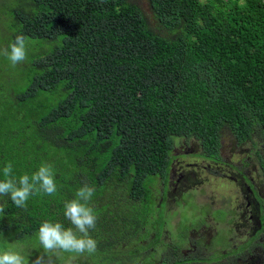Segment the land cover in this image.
<instances>
[{
  "label": "trees",
  "instance_id": "trees-1",
  "mask_svg": "<svg viewBox=\"0 0 264 264\" xmlns=\"http://www.w3.org/2000/svg\"><path fill=\"white\" fill-rule=\"evenodd\" d=\"M148 2L150 16L133 0H0V49L16 35L27 40L24 62L0 55V128L13 132L0 150V179L8 162L16 177L46 162L57 184L25 208L0 198V236L11 245L33 249L46 219L70 227L64 204L88 184L97 216L90 235L103 264L147 256L186 264L187 246L166 247L167 198L148 201L144 185L146 177L168 184L177 138L196 139L214 161L225 135L250 142L255 157L241 164L255 161L264 183V1ZM251 189L260 227L224 264H264V190ZM159 244L161 257L151 252ZM254 249L263 251L257 259ZM69 259L93 264L88 254H67L62 264Z\"/></svg>",
  "mask_w": 264,
  "mask_h": 264
},
{
  "label": "rangeland",
  "instance_id": "rangeland-1",
  "mask_svg": "<svg viewBox=\"0 0 264 264\" xmlns=\"http://www.w3.org/2000/svg\"><path fill=\"white\" fill-rule=\"evenodd\" d=\"M133 1L143 7L150 16L148 0ZM9 128V126L2 129L0 128V150L7 149L11 143V141L7 139L9 136H12L13 133L10 132ZM176 142V148L172 152V159L174 158V161L170 168L167 180L168 184L166 185L165 183L164 186L162 184L164 181L161 180V178L157 179L152 177L147 179L149 177H146L144 180V185L147 188L146 193L148 195V201L153 195H155V198L158 201L161 199V196L167 198L166 205L169 212V209L175 206L174 198L179 197L177 203L180 204V207H177L176 209L182 214V220L178 223V216L173 218V226L170 225L167 228L171 232V237L174 243L177 245L187 243L185 231L188 228L193 227L198 221L205 223L208 221L211 225L209 229L213 228L214 231L217 228L221 229L224 226L226 229L228 227L235 228L231 234L234 245L242 244L247 241V239L254 234V228L260 227L258 220L259 213L256 210L254 201L256 196L250 190V187L253 184L255 187L264 190L263 175L259 165L255 161H249V165L244 166L243 168V164H241L242 159L247 155L250 157L249 160L255 157L250 151L252 147L251 143L249 142L238 146L237 144H234V140L230 135H225L223 138L221 160L216 162L202 156L201 146L196 139L177 138ZM238 169H242L243 173L247 175L251 181L247 178H245V180L241 179L244 175L240 174ZM181 173H184L185 176H183L178 183L177 191H173L176 186L175 181L180 175H182ZM195 200L198 203L206 204H204L203 207L197 206L193 203ZM209 206L214 209L213 215L216 214V211L224 214L223 211L225 210L217 207L234 210L237 226L236 223L231 224L229 222L214 223L210 218L211 216L204 217L205 213L210 212V210L206 209V207ZM198 207L201 209L199 210ZM253 215L254 218L251 219ZM171 217L172 214L169 218ZM205 219L207 221H205ZM208 232H212V230ZM218 232L222 231L219 230ZM165 238H167L166 235ZM224 238H230V232L224 233ZM11 241L12 240L9 236H0V248L10 245ZM32 241L34 242L33 249L25 247L24 244L18 245L28 252L30 262L40 254L39 241ZM254 252L257 253L255 257V259H257L259 258V254L263 251H261V249H254ZM97 253L98 250L96 249L94 254L89 255L93 264H103ZM125 253L131 254V251H126ZM247 253L248 252L243 251L241 255ZM76 258H79V256H76ZM66 259L67 254H62L54 259L53 264H62ZM150 260H152L151 256H147L145 259H142V262L143 264H152Z\"/></svg>",
  "mask_w": 264,
  "mask_h": 264
},
{
  "label": "clouds",
  "instance_id": "clouds-1",
  "mask_svg": "<svg viewBox=\"0 0 264 264\" xmlns=\"http://www.w3.org/2000/svg\"><path fill=\"white\" fill-rule=\"evenodd\" d=\"M0 55L7 57L13 66L24 62L27 58L26 38L22 34L16 35L7 48L0 49ZM2 173L0 198H10L17 208H25L33 195H53L57 192L55 171L49 163H41L31 175L25 173L16 177L12 162H8ZM94 193L95 188L85 184L75 192L73 199L65 202L63 214L70 227L49 219L40 224L37 233L40 254L34 260L30 262L29 254L23 247L10 244L0 248V264H53L54 259L62 254L70 257L94 254L97 241L90 235L97 221L95 211L90 206ZM3 212L4 207L0 205V214ZM68 264H71V259Z\"/></svg>",
  "mask_w": 264,
  "mask_h": 264
},
{
  "label": "flooded vegetation",
  "instance_id": "flooded-vegetation-1",
  "mask_svg": "<svg viewBox=\"0 0 264 264\" xmlns=\"http://www.w3.org/2000/svg\"><path fill=\"white\" fill-rule=\"evenodd\" d=\"M242 167L244 168V166ZM238 171L240 174L243 173L242 169H238ZM181 174L182 175H180L179 178L175 181L176 186L174 187L173 191H177L178 183L181 181L182 177L185 176L184 173H181ZM250 190L252 192L254 191L253 189H251V187H250ZM172 195H173V192H172ZM178 198H174L175 206L169 209L170 210L169 213L172 214V217L170 219L171 223H172V219L177 216L179 218L178 223L180 222V220H182V214L180 213L178 209H176L177 207H180V204L177 203ZM166 203H167V200H166ZM193 203H195L197 206H202V207L204 206V204H206V203H198L196 200ZM217 208L228 210L224 207H217ZM198 209L200 210L201 208L198 207ZM206 209L210 210V212L205 213L204 217L211 216L210 218L211 220H213L214 223H219V222L226 223L233 219L231 214H226L224 219L220 218V216H218L217 214L213 215L214 209H212L210 206L206 207ZM217 212L218 211H216L215 213ZM253 218H254V215L251 219ZM205 221L207 220L205 219ZM207 222L205 223V222L198 221L197 223H195L193 227L188 228L187 235H186L187 243L184 244L187 247H183V248L181 247L182 251L185 253L186 264H192V263L194 264L195 263L196 264H224L225 256L235 259L236 256L240 255V252H237L234 250H237L239 246H243V244L246 241L242 244L234 245L233 244L234 241L232 240V238H228V239L224 238V233L227 232L225 226L221 229L217 228L214 231L213 228L209 229L211 225L209 222H208L209 224L208 225ZM233 223H236V226H237L236 218L232 220L231 224ZM210 230H212V232H208ZM219 230H221L222 232H218ZM228 230L233 232L235 228L229 227ZM250 237L247 240H249ZM163 244L161 246H163ZM166 247L169 248V252L175 251L176 243H174V241L171 240L168 243H166ZM248 248L250 249V246H248ZM154 251L159 252L160 257L166 254L160 249V244L152 248L151 252L153 253ZM255 256H251V257H255Z\"/></svg>",
  "mask_w": 264,
  "mask_h": 264
},
{
  "label": "water",
  "instance_id": "water-1",
  "mask_svg": "<svg viewBox=\"0 0 264 264\" xmlns=\"http://www.w3.org/2000/svg\"><path fill=\"white\" fill-rule=\"evenodd\" d=\"M264 1V0H263Z\"/></svg>",
  "mask_w": 264,
  "mask_h": 264
}]
</instances>
